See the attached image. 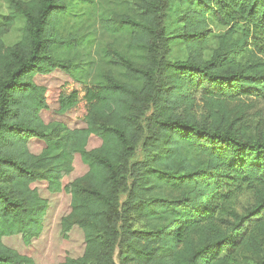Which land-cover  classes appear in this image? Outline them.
<instances>
[{
    "label": "trees",
    "instance_id": "1",
    "mask_svg": "<svg viewBox=\"0 0 264 264\" xmlns=\"http://www.w3.org/2000/svg\"><path fill=\"white\" fill-rule=\"evenodd\" d=\"M101 5L8 0L0 264H264V0H134L101 13L128 40L102 50L118 74L82 53ZM142 142L146 161L134 163ZM55 196L67 199L60 217Z\"/></svg>",
    "mask_w": 264,
    "mask_h": 264
},
{
    "label": "rangeland",
    "instance_id": "2",
    "mask_svg": "<svg viewBox=\"0 0 264 264\" xmlns=\"http://www.w3.org/2000/svg\"><path fill=\"white\" fill-rule=\"evenodd\" d=\"M133 1L134 0H101L102 5L98 9L99 16L97 17V15L95 14V16L91 20L86 19L85 22L87 30H84V32L92 34V43L89 46L88 50L85 49L82 50L83 55H86L85 60H92L94 63H97L99 67L103 65L105 71H111L115 68L116 74L119 73V70L117 67H115V65L113 64L106 65L103 61H101V57H102L101 55L103 54L102 50L112 49L115 46L118 47L119 50H124L126 48L128 40L126 39L125 36L122 35L115 36L110 32H107L102 22L103 17H100V15L101 13L111 12V11H114L116 13L126 11L132 7ZM8 12H9L8 0H0V23L2 22L3 18L8 15ZM176 13L177 12L173 6L167 14L168 23L173 19ZM20 24H18L7 36L6 43L8 45H13L20 39L22 33L21 32L22 26ZM182 50L183 49H181V47H171L169 57L171 59H177L183 57L184 53L182 52ZM94 67L95 65H93V68ZM96 71L97 70H94L92 75H95ZM257 106L258 109H262L263 107L262 104H258ZM72 118H73V123L79 124L80 115L73 114ZM143 142L140 145L139 151L132 158V161L134 163L146 161V153L143 149ZM76 169L78 170L75 173V176H80L82 173H85V170L82 169L81 166H79ZM123 182L124 183L119 195L120 205L124 204V202L126 201L129 195L131 179L124 180ZM163 191L167 192V189H164ZM66 201L67 199L63 197L61 198V196H55V198L54 197L51 198V205L54 207V217H60V215L63 212L61 210L60 205L61 204L63 205V203H66ZM252 203H253V197L250 194H246L244 195V197H242L241 202H239V205L240 207L247 208ZM128 223L129 225H131L132 229H141L144 227L145 221L143 220L142 216L139 215L138 213H130V216L128 217ZM57 244H59L58 241ZM46 246L47 245L44 244L43 242L40 244V248L43 247L45 248ZM248 264H252V261L250 259H248Z\"/></svg>",
    "mask_w": 264,
    "mask_h": 264
}]
</instances>
